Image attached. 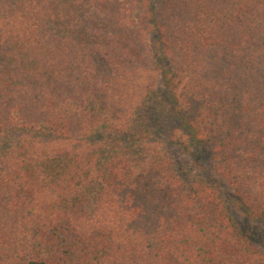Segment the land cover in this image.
I'll list each match as a JSON object with an SVG mask.
<instances>
[{"label":"trees","instance_id":"1","mask_svg":"<svg viewBox=\"0 0 264 264\" xmlns=\"http://www.w3.org/2000/svg\"><path fill=\"white\" fill-rule=\"evenodd\" d=\"M263 240L264 0H0V264H264Z\"/></svg>","mask_w":264,"mask_h":264},{"label":"rangeland","instance_id":"2","mask_svg":"<svg viewBox=\"0 0 264 264\" xmlns=\"http://www.w3.org/2000/svg\"><path fill=\"white\" fill-rule=\"evenodd\" d=\"M158 92L161 95V97H165V90L164 86L160 82L158 85ZM156 110L152 109H146V112H144L146 117L141 118L143 121H153L155 123L153 126L157 127L155 131H157V137L160 139L162 143H165V139L167 136V132L170 131L172 126V121L168 120V116L160 114L157 115L155 112ZM157 124V126H156ZM169 151L173 154V156L176 159H181L183 162L185 161L193 167L194 171L201 172L204 175H210L209 168L207 166V157L209 155V150L206 148H201L197 150H189L185 151L183 148L179 145H170ZM260 234V233H259ZM264 241V240H263Z\"/></svg>","mask_w":264,"mask_h":264}]
</instances>
